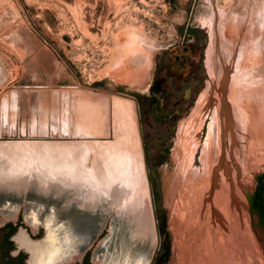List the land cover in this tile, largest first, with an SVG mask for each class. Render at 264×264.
Instances as JSON below:
<instances>
[{
	"label": "rangeland",
	"instance_id": "374dc122",
	"mask_svg": "<svg viewBox=\"0 0 264 264\" xmlns=\"http://www.w3.org/2000/svg\"><path fill=\"white\" fill-rule=\"evenodd\" d=\"M261 9L264 109V0H0V152L81 146L92 168L100 145L123 133L120 108L130 104L137 137L124 135L144 180L133 208L126 191L127 206L100 186L68 187L47 174L40 185L31 170L24 188L8 184L3 156L0 225L39 232L50 261L91 248L97 264H264V110L263 130L248 125L238 155L226 141L212 159L202 155L219 92L212 20L217 29L223 15L243 13L249 28ZM135 35L144 53L129 51ZM140 67L135 82L128 73ZM131 211H142L147 232Z\"/></svg>",
	"mask_w": 264,
	"mask_h": 264
},
{
	"label": "bare ground",
	"instance_id": "6f19581e",
	"mask_svg": "<svg viewBox=\"0 0 264 264\" xmlns=\"http://www.w3.org/2000/svg\"><path fill=\"white\" fill-rule=\"evenodd\" d=\"M211 9L213 11V15L216 16L217 12H215L213 8ZM250 12H253V11H250ZM242 14L241 16L237 15L238 18H235V16H231L233 15L232 13L231 15L227 14V16L220 15L222 16V20L220 19L221 22L219 24V27H217V29L215 27V22H214L215 19L214 21L212 20L213 28H212L211 35H213L214 37V35L216 34L218 39L213 41V44H214L213 46L214 54L213 55L214 56L212 59L213 67H212L211 76L212 78L216 79V81L218 82L216 86L218 89L217 91L219 92L217 96L218 101H217V104L215 105L216 111L212 113L213 115L211 117L212 119L210 120L211 122H209L208 124L209 125L208 126V138H206L207 141L204 143V146H203L202 155L203 157H206V159L207 157H210V158L212 157L214 148L216 147L215 144H220L222 146V144L225 141L226 143H228L229 149L233 151V153H235V156L238 155L237 151L238 150L242 151L241 146L244 141V136L245 134H247L246 133L247 126L256 125L255 128L261 126V124H259L261 122L258 123V121L260 120V118L262 121L263 112L260 110H264L263 108L261 109L262 107L261 39H262V26H263L262 25V9L257 10V14L255 10L254 15L256 16L255 18H251L253 19V21L250 22V26H248L249 28H246V25H245L246 24L245 14H243L244 16ZM207 18L203 17L201 19V22L203 24L208 23L209 21H207ZM249 21H247L248 22L247 25H249ZM244 27L246 30H244ZM225 34L226 35L234 34L236 35V37L235 38L230 37V40H228V38L224 39L223 36ZM135 37H133V39ZM133 39L132 41H134L136 44L134 43L135 45L133 46V48L131 47L129 51L133 49L134 51L140 50L139 52H142V49H147L144 39H142L141 37H136L134 40ZM222 50H223V53H222ZM146 53H147V50H146ZM141 70L142 69L140 67L138 70L135 69L133 71H130L128 74L131 75V73H133L132 76H134L133 79H135V82H136L137 80H139L140 76L138 77V75L140 74ZM117 73L118 72H116V74ZM127 107H126L127 110L124 109V107L120 108V110L122 109L121 111H124L123 114L121 115V118L120 116H117L118 118H120L118 119L120 120L119 122H122L120 123V125L122 124L125 130L121 128L123 133H120V134L118 133V136L115 135L117 136L116 143L111 144V145L110 144L106 145L103 143L100 145L101 146L100 147L101 149H99L100 151L98 150L99 152H96L94 154L95 157H94L92 168L90 167L87 168L85 166L86 162H85L84 153L86 151L84 149V153H83L82 149L84 147L81 148L80 145H79L80 147H69L64 144L63 145L58 144L55 146L46 145L43 147H39L33 152H31V150L27 146L20 147L18 149L11 148L12 147L11 146L8 150L4 152H0V155H1L0 157L4 156L7 159V161H9L8 165H10L8 174L2 172V176H5L2 179L5 182H8V184L9 182H13V184L20 186V188L21 186L24 188V181L28 179L27 178L23 179V178H25L24 176L27 173H29V170H31V176L32 175L37 176L36 181H38L40 185L45 181L42 179L43 175L47 174L50 179L55 178L56 180H59L63 185L68 186V187L71 186L75 188L76 186H79V187L85 186L89 189H92V188L94 189L100 186V192L106 197L110 196L111 194H114V195L120 194L122 196L121 201L124 205H125L124 200L126 199V196H123V194L121 193L126 191L125 193L129 197V200H128L129 202L126 200V202H128V205H130V207L134 206L133 208L140 207L141 200L143 198L140 200V195L138 191L135 190L136 188H134V186H137V189H138L139 186L144 185L143 183H140V181L143 180L140 174L142 173L140 172L142 168L140 167L141 161H138L140 156L137 158L136 153H133L132 150L130 149V143H132L130 139H132V137L136 134L132 135V133L135 132L133 130L134 128L133 126H131L130 122L129 124L127 122V120H130V118L128 117L129 116L128 114H130L131 109H132L130 104H127ZM116 108H118L117 110H119V107H116ZM121 111H119V113H121ZM155 113H157L158 116L161 115L159 114L161 113L159 110L155 111ZM246 120H248L249 122L247 123ZM133 121L134 120H132V122ZM118 124H117V127L119 126ZM127 124L128 126L129 125L131 126V129L134 132L132 131L131 133H129L131 130L129 129V127H127ZM262 127L263 126L260 127L261 131L263 130ZM125 132L126 134L132 135L130 136L131 138L129 139L130 143L128 142L126 138V135H124ZM250 136L251 138H253L252 134ZM133 140H136L135 137ZM240 153L241 152H239V154ZM188 161H186L187 164H188ZM201 161L206 167L209 168L211 166V163L205 160V158L204 160L202 159ZM219 164H221V162ZM47 182L51 183L50 181H47ZM139 183L141 185H139ZM142 187L139 188V191L140 189H142ZM45 188H46V185H45ZM133 188L136 192L135 194L133 193L134 192ZM227 189L228 188L226 187V190ZM129 191L130 193H128ZM81 206H83V204ZM125 206H127V204ZM131 212L137 218L139 226L142 225V228L146 230L147 232L148 223L146 222V219L145 220L143 219L144 218L142 217L143 214L141 215L142 211H131ZM220 226L224 227L225 229L226 225L224 226V222H223ZM142 228H140V230ZM31 254H33L32 257H35L37 259V256H41V257L44 256V249H42V246H39L34 250V253H31ZM42 260H43V257H42ZM43 261H44V264H46L47 259Z\"/></svg>",
	"mask_w": 264,
	"mask_h": 264
},
{
	"label": "flooded vegetation",
	"instance_id": "af4514ba",
	"mask_svg": "<svg viewBox=\"0 0 264 264\" xmlns=\"http://www.w3.org/2000/svg\"><path fill=\"white\" fill-rule=\"evenodd\" d=\"M151 97L152 100L156 98L153 94ZM49 238L52 240L50 236ZM39 246H42L46 252L42 256L43 260L47 259L46 264H97L95 258L92 259L91 248H86L81 253L71 254L67 260L60 258L59 255L55 260L50 261L52 253L41 245L39 232L32 233L22 223L0 225V262L2 264H42L41 256H37L36 259L31 254Z\"/></svg>",
	"mask_w": 264,
	"mask_h": 264
},
{
	"label": "water",
	"instance_id": "95a60500",
	"mask_svg": "<svg viewBox=\"0 0 264 264\" xmlns=\"http://www.w3.org/2000/svg\"><path fill=\"white\" fill-rule=\"evenodd\" d=\"M0 264H2V263L0 262Z\"/></svg>",
	"mask_w": 264,
	"mask_h": 264
}]
</instances>
